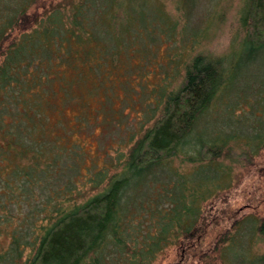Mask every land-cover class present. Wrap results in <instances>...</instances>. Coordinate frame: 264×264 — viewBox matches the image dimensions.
I'll return each mask as SVG.
<instances>
[{
    "label": "trees",
    "instance_id": "trees-1",
    "mask_svg": "<svg viewBox=\"0 0 264 264\" xmlns=\"http://www.w3.org/2000/svg\"><path fill=\"white\" fill-rule=\"evenodd\" d=\"M142 1L147 11L141 16L124 0H78L69 11L55 8L44 18L28 13L33 0H17L14 16L0 14V264H17L29 247L33 255L24 264H109L106 250L99 249L109 245L123 252L119 249L128 245L124 235L129 239L131 234L121 226L126 222L123 192L176 158L191 141L197 119L228 81L222 58L197 56L185 67L181 85L169 90L167 81L176 73L180 57L167 53L150 87L146 71L157 72L148 71L147 63L156 57L160 36L173 39L176 23ZM19 22L22 33L11 41ZM243 31L250 56L264 51V0L249 1ZM135 74L139 77L133 85ZM117 90L123 97L116 110ZM90 98L97 99L99 109L91 108ZM14 100L21 101V112ZM128 107L147 113V123L153 122L139 137L124 127L129 115L123 111ZM157 109L160 113L154 118ZM102 123L113 124L117 133L125 128L124 136L109 144L117 153L107 164L119 170L109 176L103 193L63 206L68 203L62 201L65 192L73 186L76 149L83 153L80 142ZM261 135L256 131L252 135L256 149L264 146ZM220 136L204 142L202 136L195 137L197 158L189 160L210 166L229 156L227 136ZM122 147H128L126 155L120 152ZM257 153L243 152L241 158L251 163ZM93 163L88 173L97 166ZM106 179L105 172H97L90 183L100 186ZM209 183L207 177L200 182L201 197L191 194L190 204L180 202L187 198L182 193L171 197L169 208L155 207L149 199L134 207L135 213L143 211L154 219L156 229L142 237L147 252L133 250L132 259H124V264H149L174 244L180 246L181 258L193 255L206 236L198 204L213 195L215 187L208 188ZM254 231L264 243V219L257 220ZM219 242L227 244L216 250L224 264H264V251L236 250L238 242L226 234Z\"/></svg>",
    "mask_w": 264,
    "mask_h": 264
},
{
    "label": "rangeland",
    "instance_id": "rangeland-1",
    "mask_svg": "<svg viewBox=\"0 0 264 264\" xmlns=\"http://www.w3.org/2000/svg\"><path fill=\"white\" fill-rule=\"evenodd\" d=\"M16 1L0 0V14L7 12L14 16ZM77 1L33 0L28 13L34 12L44 18L55 8H60L64 12L69 11L70 5H76ZM128 1L139 10L140 16L146 13V3L142 0H124L125 4ZM147 1L151 8L157 6L176 23L173 39L165 38V35L160 36V41L156 44V57L147 63L148 71L157 72L153 75L146 71L150 87L156 83V78L160 75L157 66L158 64L163 66L167 60V53L173 55V58L180 57L175 76L173 74L167 81L169 90H176L181 85L185 67L197 56L208 59L222 58L228 81L197 119L189 136L191 141L181 147L176 158L165 166L155 167L137 186L123 192L126 203L121 206L122 210L126 211V222H122L121 226L122 229L126 228V232L131 233L128 234L129 239L127 235H124L128 242L126 249L123 247L119 249L125 251L119 252L113 249L114 246L109 247V245L99 250H106L109 264H124L126 258L131 260L133 250L147 252L141 245L142 237L146 233L155 232V224L152 223L154 219H150L149 215L143 211L135 213L134 207L149 199L148 202L151 201L150 203L155 207L169 208L172 206L169 202L171 197L176 199L182 193H186L187 198L180 202L188 203L191 194L197 193V197H201L200 182L207 177L210 179L208 188H215L212 191L213 195L205 200L201 199V203L198 204L201 218L205 219L206 224L203 244L195 249L193 255L190 254L191 257L187 256L185 259L180 257L179 245L168 246L158 252L149 264H224L216 250H224L227 245L219 242L221 236L225 234L233 236V239L238 242L236 250H244L246 247L263 252L264 243L256 235L254 227L258 219H264V146L256 149L255 143L251 140L255 131L256 134L264 135V127L260 125L264 124V51H260L255 56H250L245 51L248 43L243 31V19L250 0ZM18 25V30L11 33V41L17 40L22 33L20 22ZM138 77L139 75L136 74L132 76L133 85H136ZM117 96L114 102L116 110L120 108V100L123 97L121 90H117ZM20 102L18 100V107H16L21 112ZM89 103L93 109L100 108L97 99L90 98ZM128 104L135 107L136 103L129 101ZM149 108L154 109V106L150 105ZM123 112L129 115L124 127L129 130L130 135L136 134V137H139L153 123L152 121L147 123L145 119L147 113L134 112L131 107L125 108ZM159 113L160 109H157L152 115L156 118ZM38 115L41 116V110ZM148 115L151 116V113L149 112ZM124 131L117 133L113 124L102 123L86 134L88 137L80 142L83 145V153L76 149V156L73 157V161L76 162V171L70 174L73 186L66 190L62 201H68V203L63 206L74 202L76 204L87 202L105 191L109 176H112L115 170H119V166L107 164L110 159L115 158L117 153L116 149L111 150L109 144L118 135L122 138ZM218 135H221V139L227 136L226 146L231 151L229 156L210 166L189 160V158H197L196 153L199 147L194 144L195 137L202 136L204 142L206 138L211 139ZM127 149L128 147H122L120 152L126 155ZM243 152L258 153L251 163H248L241 158ZM63 160L68 161L66 158H61V161ZM91 162L96 163L97 166H92L93 169L88 173ZM102 171L105 172L107 179L100 186L91 182L94 184L93 187L90 180L97 172ZM176 184H178L177 187ZM133 214L134 217H132ZM237 220L242 224L235 226L234 222ZM38 225L42 226L43 223L38 221ZM204 254L207 256L202 258ZM32 255L31 247L25 248L17 264H24L31 259Z\"/></svg>",
    "mask_w": 264,
    "mask_h": 264
}]
</instances>
